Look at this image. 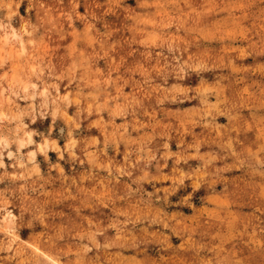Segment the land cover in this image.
<instances>
[{"label": "rangeland", "instance_id": "374dc122", "mask_svg": "<svg viewBox=\"0 0 264 264\" xmlns=\"http://www.w3.org/2000/svg\"><path fill=\"white\" fill-rule=\"evenodd\" d=\"M0 264H264V0H0Z\"/></svg>", "mask_w": 264, "mask_h": 264}, {"label": "bare ground", "instance_id": "6f19581e", "mask_svg": "<svg viewBox=\"0 0 264 264\" xmlns=\"http://www.w3.org/2000/svg\"><path fill=\"white\" fill-rule=\"evenodd\" d=\"M43 146V145H42Z\"/></svg>", "mask_w": 264, "mask_h": 264}]
</instances>
